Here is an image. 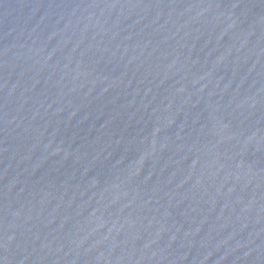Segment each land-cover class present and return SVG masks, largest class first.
Segmentation results:
<instances>
[{"label": "water", "instance_id": "1", "mask_svg": "<svg viewBox=\"0 0 264 264\" xmlns=\"http://www.w3.org/2000/svg\"><path fill=\"white\" fill-rule=\"evenodd\" d=\"M0 264H264V0H0Z\"/></svg>", "mask_w": 264, "mask_h": 264}]
</instances>
